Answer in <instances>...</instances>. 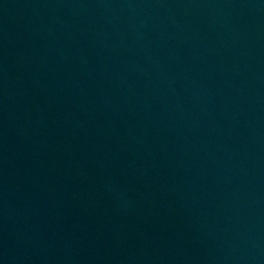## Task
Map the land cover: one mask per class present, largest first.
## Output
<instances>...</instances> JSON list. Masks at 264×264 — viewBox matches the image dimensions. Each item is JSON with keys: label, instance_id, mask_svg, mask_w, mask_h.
Listing matches in <instances>:
<instances>
[{"label": "water", "instance_id": "95a60500", "mask_svg": "<svg viewBox=\"0 0 264 264\" xmlns=\"http://www.w3.org/2000/svg\"><path fill=\"white\" fill-rule=\"evenodd\" d=\"M0 264H264V0H0Z\"/></svg>", "mask_w": 264, "mask_h": 264}]
</instances>
